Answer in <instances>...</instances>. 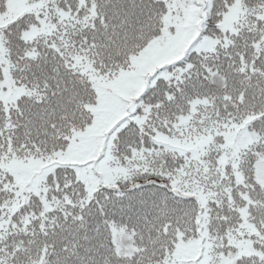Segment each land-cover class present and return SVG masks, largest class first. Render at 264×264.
<instances>
[{
    "label": "snow or ice",
    "instance_id": "6c2138e0",
    "mask_svg": "<svg viewBox=\"0 0 264 264\" xmlns=\"http://www.w3.org/2000/svg\"><path fill=\"white\" fill-rule=\"evenodd\" d=\"M0 264H264V0H0Z\"/></svg>",
    "mask_w": 264,
    "mask_h": 264
}]
</instances>
